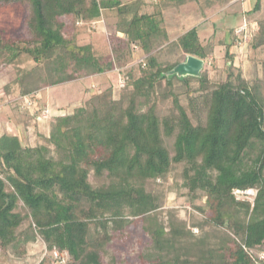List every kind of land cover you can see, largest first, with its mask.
<instances>
[{
	"label": "trees",
	"instance_id": "1",
	"mask_svg": "<svg viewBox=\"0 0 264 264\" xmlns=\"http://www.w3.org/2000/svg\"><path fill=\"white\" fill-rule=\"evenodd\" d=\"M17 2L28 8L27 36L5 38L0 31V66L23 56L33 61L16 70L23 99L42 86L115 69L129 53L126 45L145 57L138 74L132 67L124 72L117 98L109 86L42 120L32 112L45 130L37 132L39 142L23 145L16 133L0 135V258L23 257L41 239L46 248L36 264H60L54 249L68 257L64 264H264V96L241 69L232 70L230 44L223 81L211 83L205 71L199 78H168L164 72L181 59L163 63L157 51L165 45L204 62L212 53L196 26L169 37L165 10L184 0H0V6ZM259 10L256 0L246 13ZM111 13L112 53L105 55L93 40H79L78 23L106 31L102 16ZM243 23L238 38L264 45V23L258 29ZM174 79L181 82L177 91ZM163 82L166 89L158 92ZM158 93L169 103L159 106ZM178 166L179 187L192 203L205 196L204 205L194 206L227 234L194 245L170 215L155 212L166 189L148 184L167 182ZM236 188L256 194L238 199ZM137 226L145 243L137 239L134 263L126 249Z\"/></svg>",
	"mask_w": 264,
	"mask_h": 264
},
{
	"label": "rangeland",
	"instance_id": "2",
	"mask_svg": "<svg viewBox=\"0 0 264 264\" xmlns=\"http://www.w3.org/2000/svg\"><path fill=\"white\" fill-rule=\"evenodd\" d=\"M255 1L237 0L234 4L235 6L236 4L240 6V4L245 3V8L249 10L253 7ZM229 2L230 0H184L183 3L178 5H169L170 7L165 10V21L169 37L172 40L176 39L178 35L189 28L193 26L198 27L200 39L212 52L204 62L201 70V72L205 71L208 74L211 83L223 81L229 72L230 68H226L225 66V54L226 45L230 44L229 50L233 53V61L232 63L229 62V64L232 65V70L237 72L238 69H241L244 78L249 83H256L264 96V45H251L250 36L243 37L240 40L238 37H240L241 32H237L240 26H244V18L247 20V24L251 23L257 29L264 23V0H260L259 12L251 11L245 13L244 17L234 16L235 9H231V6L227 7ZM235 6L232 8H235ZM27 15L28 8L25 4L17 2L0 6V31L2 35L5 38L26 37L27 26L25 19ZM113 15L114 13H111L104 17L106 31L103 30V27L96 29L91 24H89V27L87 24L81 25L78 23L80 27V31L77 32L79 33V40L86 41L91 39L100 53L111 55V40L114 35L113 25L116 20ZM63 19L67 24L71 22L68 17H63ZM66 30L68 34L72 32L69 27ZM246 42L249 44H246ZM124 51H129V53L126 52L123 55V63L116 62L117 67L113 70L102 74L73 79L60 84L48 85L46 86L47 88L42 86L37 90L31 91L30 96L27 95L26 99L18 96V85L14 79L18 68H30L34 65L33 61L23 56L15 64L0 66V135L5 131L16 133L20 135L23 145H33L39 142L37 132L41 131L43 133L45 130L43 126H37L33 122L32 112L38 111V114L41 115L37 119L42 120L49 115L62 113L74 105L81 104L85 100L83 98L84 95L87 98L99 89L109 86H113V97H119L120 88L123 86L120 85V80L124 72L132 67L135 73L138 74L137 64L145 57V53L140 49L133 48V46H124ZM157 52L158 58L163 63H170L180 59L182 61L185 57L177 46L169 47L168 44L165 45L164 49ZM179 81L178 79H174L173 81L172 88L175 91H177L176 89L181 83ZM192 86H196V84H192ZM165 89L166 83L163 82L158 88V92ZM36 93H39V96L35 97L34 94ZM157 97L160 102L159 106L163 107V105L169 103V97L161 98L159 93ZM34 99H37V102ZM185 101V98L182 97L181 102L184 103ZM179 171V166L174 168L170 179L165 183L148 184L149 189L158 192L166 189V198L162 206L155 212L160 213L165 219L170 215L175 222V227L185 232V241L194 243V245L203 246L205 243L219 239L224 233L227 234L224 228L210 224L206 220L205 214L194 206L204 205L205 196L196 198L192 203L186 191L179 187ZM90 180L95 185L101 183V181H96L92 177H90ZM139 227H136L131 241L127 242L129 247L126 249V253H128L129 258L134 263H136V253L141 249V245L136 242L137 239L141 238L142 242L145 243V238L142 237ZM45 248V243L39 239L34 243L29 254L23 257L0 258V264H36L39 256L44 254ZM251 252L258 255L263 254L261 251L255 249L251 250ZM66 261H68L67 256H65L63 262L60 261L58 263L64 264Z\"/></svg>",
	"mask_w": 264,
	"mask_h": 264
},
{
	"label": "water",
	"instance_id": "3",
	"mask_svg": "<svg viewBox=\"0 0 264 264\" xmlns=\"http://www.w3.org/2000/svg\"><path fill=\"white\" fill-rule=\"evenodd\" d=\"M204 66V60L193 55H185L184 59L173 66L170 70L164 72L166 77L176 76L178 79L192 76L199 78Z\"/></svg>",
	"mask_w": 264,
	"mask_h": 264
},
{
	"label": "built area",
	"instance_id": "4",
	"mask_svg": "<svg viewBox=\"0 0 264 264\" xmlns=\"http://www.w3.org/2000/svg\"><path fill=\"white\" fill-rule=\"evenodd\" d=\"M100 22H103V19L100 20ZM244 28V26H240L239 29H237V32H240L242 29ZM120 85H123L124 80L121 79L120 80ZM24 99H26V97H24ZM27 102V101H26ZM233 194L236 196V198L238 199H247V200H251L254 195L256 194V190L253 188H248V189H240V188H236L233 189ZM53 256L57 259H60V261H64L65 260V256L63 253L59 252L58 250L54 249L53 250Z\"/></svg>",
	"mask_w": 264,
	"mask_h": 264
},
{
	"label": "crops",
	"instance_id": "5",
	"mask_svg": "<svg viewBox=\"0 0 264 264\" xmlns=\"http://www.w3.org/2000/svg\"><path fill=\"white\" fill-rule=\"evenodd\" d=\"M237 0H230V2L228 3V5H227V7H229V6H231V9H235V11H234V16H243L244 17V14L248 11V9L247 8H245V3H242V4H240V6H238V4H236V6H235V2H236ZM243 1V0H242ZM248 1V0H247ZM235 6V8H232V7H234ZM237 7H238V9H237ZM232 15V16H233ZM103 18H104V16H102ZM102 19V18H101ZM245 19V18H244ZM245 21H247L246 19H245ZM197 29H198V27H197ZM198 33H200V31H199V29H198ZM106 73V72H105ZM97 75V74H96ZM92 76V75H91ZM45 88H47V87H45ZM39 94V93H38ZM39 96V95H38ZM43 107H45V106H43ZM59 112V111H58Z\"/></svg>",
	"mask_w": 264,
	"mask_h": 264
}]
</instances>
